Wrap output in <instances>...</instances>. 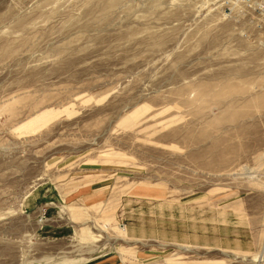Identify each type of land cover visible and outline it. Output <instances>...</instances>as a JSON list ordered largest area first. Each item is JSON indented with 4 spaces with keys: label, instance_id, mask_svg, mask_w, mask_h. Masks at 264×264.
I'll return each instance as SVG.
<instances>
[{
    "label": "rangeland",
    "instance_id": "obj_1",
    "mask_svg": "<svg viewBox=\"0 0 264 264\" xmlns=\"http://www.w3.org/2000/svg\"><path fill=\"white\" fill-rule=\"evenodd\" d=\"M0 264H264V0H0Z\"/></svg>",
    "mask_w": 264,
    "mask_h": 264
}]
</instances>
